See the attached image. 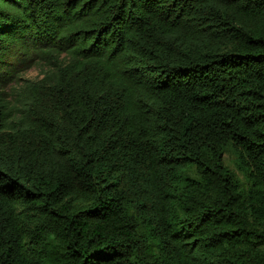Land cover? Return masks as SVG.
<instances>
[{"label":"trees","instance_id":"trees-1","mask_svg":"<svg viewBox=\"0 0 264 264\" xmlns=\"http://www.w3.org/2000/svg\"><path fill=\"white\" fill-rule=\"evenodd\" d=\"M0 264H264V0H0Z\"/></svg>","mask_w":264,"mask_h":264},{"label":"rangeland","instance_id":"rangeland-1","mask_svg":"<svg viewBox=\"0 0 264 264\" xmlns=\"http://www.w3.org/2000/svg\"><path fill=\"white\" fill-rule=\"evenodd\" d=\"M39 73L37 71H30L28 74L25 75L24 79H27V80H38L40 79L41 77H39ZM38 78V79H37ZM228 166H230V161H227L226 162ZM231 164L233 165V162H231Z\"/></svg>","mask_w":264,"mask_h":264},{"label":"clouds","instance_id":"clouds-1","mask_svg":"<svg viewBox=\"0 0 264 264\" xmlns=\"http://www.w3.org/2000/svg\"><path fill=\"white\" fill-rule=\"evenodd\" d=\"M38 72V71H37ZM28 74V73H27ZM25 77V76H24ZM39 78V77H38Z\"/></svg>","mask_w":264,"mask_h":264}]
</instances>
